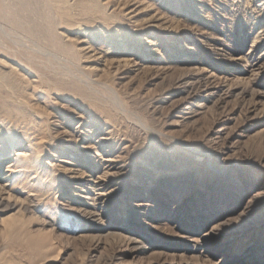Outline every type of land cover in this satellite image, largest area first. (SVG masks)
Returning a JSON list of instances; mask_svg holds the SVG:
<instances>
[{"label":"rangeland","instance_id":"rangeland-1","mask_svg":"<svg viewBox=\"0 0 264 264\" xmlns=\"http://www.w3.org/2000/svg\"><path fill=\"white\" fill-rule=\"evenodd\" d=\"M12 139L0 264H264V0H0Z\"/></svg>","mask_w":264,"mask_h":264},{"label":"bare ground","instance_id":"bare-ground-1","mask_svg":"<svg viewBox=\"0 0 264 264\" xmlns=\"http://www.w3.org/2000/svg\"><path fill=\"white\" fill-rule=\"evenodd\" d=\"M42 4V3H41ZM42 7V6H41ZM21 8V7H20ZM26 9V8H25ZM43 12V11H42ZM31 13V12H30ZM39 13V12H38ZM40 19V18H39ZM35 20V19H34ZM23 24V23H22ZM37 27V26H36ZM39 27H41V26H39ZM44 29V28H43ZM45 30V29H44ZM47 34H48V32H47ZM15 141H16V139H12V140H10V141H8V142H5V141H0V148L1 149H7V148H10V147H12L13 146V143L15 144ZM16 145V144H15ZM3 161V160H2ZM12 172V171H11ZM0 202H1V199H0ZM1 204V203H0Z\"/></svg>","mask_w":264,"mask_h":264}]
</instances>
